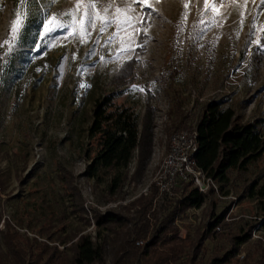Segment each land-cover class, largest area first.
Listing matches in <instances>:
<instances>
[{
  "label": "rangeland",
  "instance_id": "1",
  "mask_svg": "<svg viewBox=\"0 0 264 264\" xmlns=\"http://www.w3.org/2000/svg\"><path fill=\"white\" fill-rule=\"evenodd\" d=\"M79 2L78 11L83 12L85 0ZM109 2L100 0L97 7ZM142 2L114 0L113 7L139 13ZM48 3L0 0V257L10 264L13 250L7 238L17 232L24 240L56 246L69 261L81 235L101 231L102 237L114 239L106 246L105 262L113 264L135 238L138 211L150 206L148 217L154 224L163 218L162 205L182 196L176 190L167 197L151 185L172 133L195 129L214 101L231 107L238 121L256 123L264 132V48L257 43L264 44V6L260 0H217L213 12V0H208V9L205 0H148L155 12L139 25L143 32L131 38L121 34L109 46L115 29L100 34L98 24L85 44L75 38L40 41L43 16L74 9L78 0H57L50 9ZM25 12L23 42L9 54L5 41L11 39L17 13ZM122 40L134 51L120 52ZM34 43L48 46L37 51ZM107 95L117 105L132 107L141 124L150 119L153 135L146 167L136 173V151L127 179L114 194L108 188L110 175L96 180L86 174L98 151L97 138L89 135L93 109L97 99ZM183 117L185 127L177 129ZM215 182L217 188L207 192L200 208L177 215L180 236L201 235L222 216L217 236L204 241V263L223 255L233 246V237L252 229L238 255H250L251 264H258L261 254L255 251L258 245L264 250V233L260 239L254 232L264 217V197L259 194L264 155L246 171L231 170L228 182ZM109 211L126 218L123 226H112L118 235L97 225L96 215ZM145 243L139 239L136 245Z\"/></svg>",
  "mask_w": 264,
  "mask_h": 264
},
{
  "label": "trees",
  "instance_id": "2",
  "mask_svg": "<svg viewBox=\"0 0 264 264\" xmlns=\"http://www.w3.org/2000/svg\"><path fill=\"white\" fill-rule=\"evenodd\" d=\"M177 123V129L185 127L186 118H179ZM151 127L150 119L141 124L135 110L130 106L117 105L112 95L98 98L89 127V135L97 138L98 151L88 164L86 174L96 180L110 175L108 188L114 194L127 179L136 151L139 157L136 173L146 167L152 152ZM194 128L198 131L199 145L196 163L220 183L229 181L231 170L246 171L264 155V132L259 125L238 121L235 111L222 102L209 103ZM156 190L160 191L158 187ZM176 190L181 191V198L177 201L172 197L168 199L162 205L163 218L156 219L154 224L148 217L150 206L138 211L135 238L122 250V254H116L113 264H251L250 255L240 258L238 254L241 245L250 240L252 229L233 237L231 249L204 263V241L217 236L215 229L223 217H217L201 235L181 237L175 224L177 215L192 207L200 208L207 193L200 192L191 182L180 181L172 194H164L174 196ZM259 194L264 197V185ZM96 219L99 227L117 235L119 233L112 226L117 224L121 227L126 221L123 215L112 211L100 213ZM259 223L264 233V217ZM8 235L7 245L13 250L10 264H105L106 246L114 240L110 235L102 237L101 231L96 236L83 234L76 242L71 260L66 261L56 246L37 239L24 240L17 232ZM125 238L129 240L128 235ZM139 239H145L146 243L137 246ZM255 253L261 254L258 264H264V250L260 245ZM0 264H6L2 257Z\"/></svg>",
  "mask_w": 264,
  "mask_h": 264
},
{
  "label": "snow or ice",
  "instance_id": "3",
  "mask_svg": "<svg viewBox=\"0 0 264 264\" xmlns=\"http://www.w3.org/2000/svg\"><path fill=\"white\" fill-rule=\"evenodd\" d=\"M34 2L35 0H21V3L25 5ZM56 2L57 0H49L47 7L50 9ZM99 2L100 0H85L83 4V12L78 11L81 7L79 0L76 8L70 9L62 14H52L49 11L40 20L41 29L37 33L38 39L40 41H44L48 37H52V40L55 41L57 39L75 38L78 39L81 44H85L91 39V32L98 24L100 34L107 33L110 28L115 29V31L109 35L107 40V45L110 46L112 41L119 38L121 34L129 36L130 38L141 34L143 32V28L139 27V25H142L146 23L147 20H150L155 12V9L148 4V0H143L140 5L141 11L139 13H136L134 8H121L118 5L113 7L114 0H110L106 7L98 8L97 4ZM218 2L223 3V0H218ZM260 2L261 6H264V0H260ZM245 3H247V0H245ZM216 4L217 0H213L211 11H216ZM145 7L150 10L145 12ZM184 7L187 9L188 5L185 4ZM205 7L208 9V0H205ZM240 15L242 17L241 24H243V17L245 13L241 12ZM26 21H28L27 12L23 14L17 13V19L13 21V27L11 29V39L9 41H5L8 45L9 54L15 50L17 44H21L23 42L22 37L27 30ZM216 22L217 20L214 17L212 23L215 24ZM256 28L257 23L254 20L252 25L253 34ZM262 31H264V29H262ZM57 32H63L64 36L60 38L56 37L54 34ZM49 43L51 44V42ZM257 43L260 48H264V44H260L259 41H257ZM125 45L126 41L122 40L120 52L134 51L130 43H127V46ZM42 46L48 45L34 43L35 50L37 51H39ZM51 46H54V44ZM91 54L94 55L95 51L93 50ZM73 59H75V54ZM101 59L103 60V57ZM134 90H136V86H134Z\"/></svg>",
  "mask_w": 264,
  "mask_h": 264
},
{
  "label": "built area",
  "instance_id": "4",
  "mask_svg": "<svg viewBox=\"0 0 264 264\" xmlns=\"http://www.w3.org/2000/svg\"><path fill=\"white\" fill-rule=\"evenodd\" d=\"M198 147L196 128L182 129L172 133L167 151L159 162L158 168L153 171L151 185L154 184L162 193L169 194L173 193L180 181L193 183L202 193H207L211 188L216 189V180L208 176L196 163ZM217 229L220 230V226H217ZM254 236L263 239L260 224L255 228Z\"/></svg>",
  "mask_w": 264,
  "mask_h": 264
}]
</instances>
